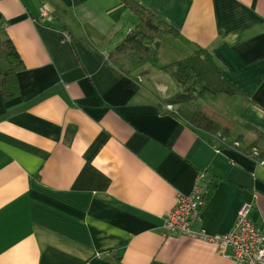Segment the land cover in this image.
Listing matches in <instances>:
<instances>
[{
    "label": "crops",
    "instance_id": "obj_1",
    "mask_svg": "<svg viewBox=\"0 0 264 264\" xmlns=\"http://www.w3.org/2000/svg\"><path fill=\"white\" fill-rule=\"evenodd\" d=\"M133 1L174 29L138 77L108 55L134 26L122 0H0L23 65L17 93L0 91V264H235L216 243L164 234L199 177L194 228L222 235L248 205L264 231V162L159 106L178 89L162 68L202 48L237 90L202 105L264 134V0Z\"/></svg>",
    "mask_w": 264,
    "mask_h": 264
},
{
    "label": "trees",
    "instance_id": "obj_2",
    "mask_svg": "<svg viewBox=\"0 0 264 264\" xmlns=\"http://www.w3.org/2000/svg\"><path fill=\"white\" fill-rule=\"evenodd\" d=\"M122 1L133 13L134 26L124 33L121 42L108 55L121 70L138 77L147 73V65L155 56L160 40L174 29L133 0ZM22 66L10 39L0 35V91L3 96L17 93L16 73ZM162 71L169 73L178 87L175 93L160 100L162 111L171 113L192 129L216 137L222 144L241 149L257 162H264V150L258 148V141L264 134L250 125L246 126V134H236L233 123L212 108L189 106L207 95L237 92L225 78L223 68L207 50L198 48L191 55L164 66Z\"/></svg>",
    "mask_w": 264,
    "mask_h": 264
},
{
    "label": "built area",
    "instance_id": "obj_3",
    "mask_svg": "<svg viewBox=\"0 0 264 264\" xmlns=\"http://www.w3.org/2000/svg\"><path fill=\"white\" fill-rule=\"evenodd\" d=\"M40 15L48 17L44 7L40 9ZM205 190L206 186L199 177L190 193L177 194L176 202L165 218L164 234L176 233L216 243L220 247V253L231 257L235 264H264V231L250 218L248 205L238 209L232 228L222 235L213 236L207 234L202 227L194 228L206 203Z\"/></svg>",
    "mask_w": 264,
    "mask_h": 264
},
{
    "label": "rangeland",
    "instance_id": "obj_4",
    "mask_svg": "<svg viewBox=\"0 0 264 264\" xmlns=\"http://www.w3.org/2000/svg\"><path fill=\"white\" fill-rule=\"evenodd\" d=\"M170 88H173V87H170ZM203 103H204V101L200 102V100L197 99V100H195L194 102L190 103L189 106H190L191 108H192V107L195 108V106H200V105H202Z\"/></svg>",
    "mask_w": 264,
    "mask_h": 264
}]
</instances>
